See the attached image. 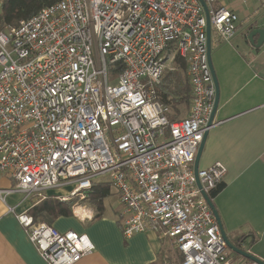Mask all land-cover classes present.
Segmentation results:
<instances>
[{
  "label": "built area",
  "instance_id": "2783aa9c",
  "mask_svg": "<svg viewBox=\"0 0 264 264\" xmlns=\"http://www.w3.org/2000/svg\"><path fill=\"white\" fill-rule=\"evenodd\" d=\"M203 1L212 31L230 41L237 13ZM206 17L201 0H59L3 25L0 173L16 185L0 188L1 199L71 186L69 196L84 200L107 178L119 194L123 236L151 230L170 240L182 259L168 264H259L229 257L203 194L227 167L199 169L201 188L194 172L217 92ZM177 56L192 102L186 117L172 120L157 87ZM17 218L48 264H77L95 250L86 234L37 223L28 211Z\"/></svg>",
  "mask_w": 264,
  "mask_h": 264
},
{
  "label": "crops",
  "instance_id": "0c3cea01",
  "mask_svg": "<svg viewBox=\"0 0 264 264\" xmlns=\"http://www.w3.org/2000/svg\"><path fill=\"white\" fill-rule=\"evenodd\" d=\"M220 1L237 13V30L230 41L211 32L210 56L218 81L219 104L199 168L217 161L227 167L223 187L212 200L230 240L236 241L241 234L250 233L251 239L255 236L249 252L264 261V44L256 47L249 39L252 28L264 26V8L261 0ZM191 102L170 104V115L186 117ZM15 185L13 179L0 173V188ZM63 187L66 186L46 190L42 196L14 191L6 195L5 201L0 197V264H48L30 242L17 215L29 212L47 196L70 199V190L64 191ZM112 192L115 200L109 201L111 196L104 200L103 216L96 218L94 212L93 217L84 218L75 210L52 223L61 231L72 229L86 234L93 242L95 250L77 264L172 262L174 246L158 233L149 230L123 236L119 213L122 205L118 192L113 188ZM87 211L88 208L83 212Z\"/></svg>",
  "mask_w": 264,
  "mask_h": 264
},
{
  "label": "trees",
  "instance_id": "16d2710c",
  "mask_svg": "<svg viewBox=\"0 0 264 264\" xmlns=\"http://www.w3.org/2000/svg\"><path fill=\"white\" fill-rule=\"evenodd\" d=\"M59 0H4L2 12L0 14V28L3 25H18L20 21L29 19L42 8L55 3ZM177 68L168 70L164 73L161 82L158 85V91L161 95L160 100L166 105L174 102L188 103L192 100V89L188 78L186 77V61L181 57H176ZM172 120L178 118L170 115ZM221 182L210 193L211 199L222 189ZM112 195V184L108 180H95L92 188L88 191L86 200L95 206V217H101L104 214V200ZM72 201L63 202L57 196H47L39 203H36L29 213L34 217L37 223L47 222L52 224L55 219L61 216H70L73 214ZM248 237V238H247ZM251 234H241L236 241H232L237 247L249 251L250 245L256 241V237L250 238ZM229 257L233 259H246L233 250H228ZM182 255L178 253V257L174 260H181Z\"/></svg>",
  "mask_w": 264,
  "mask_h": 264
},
{
  "label": "water",
  "instance_id": "95a60500",
  "mask_svg": "<svg viewBox=\"0 0 264 264\" xmlns=\"http://www.w3.org/2000/svg\"><path fill=\"white\" fill-rule=\"evenodd\" d=\"M202 1V5H204L205 7V10H206V14H207V35H208V46H209V61H210V66L212 69V72H213V76H214V80H215V84H216V89H217V92H216V101H215V107H214V111H213V114H212V117H211V121H210V125H213V119H214V116H215V112H216V109H217V106L219 104V88H218V81L217 80V77H216V74H215V71L213 69V63H212V58H211V32H212V29H211V22H210V16H209V12H208V9H207V6L205 5V2L203 0ZM258 36V38L256 39L255 37ZM249 39L251 41V43L256 46V47H260L264 44V26H257V27H254L252 28V30L250 31L249 33ZM208 132V131H207ZM207 132H205V135H204V139L202 141V143L199 145V149L197 151V154H196V158H195V164H194V172L196 174V177H197V184L198 186L201 188V183H200V180H199V177H198V172L199 171V162H200V159L201 158V155H202V151H203V145L205 143V140H206V137H207ZM205 198L207 199L209 205H210V209L213 210L214 212V215L217 219L216 222H218L219 226H220V229H221V232L224 237V239L226 240L227 242V247H229V249L233 250L234 252L240 254L241 256L249 259V260H253V261H256L258 262L259 264H264V261L259 259L257 256H255L254 254H252L251 252L249 251H246V250H243L239 247H237L235 244H233V242L230 240L229 236L227 235L224 227H223V223L221 221V217L219 215V212L213 202V200L211 199V197H209V195H207L206 193H203Z\"/></svg>",
  "mask_w": 264,
  "mask_h": 264
},
{
  "label": "rangeland",
  "instance_id": "374dc122",
  "mask_svg": "<svg viewBox=\"0 0 264 264\" xmlns=\"http://www.w3.org/2000/svg\"><path fill=\"white\" fill-rule=\"evenodd\" d=\"M99 179H101V180H107V178H99ZM57 189H59V188H57ZM62 189L64 191H69V189H71V186L63 187ZM31 195H34V194H31ZM68 197H71V198L70 199H67L65 201L63 200V201L64 202L72 201L73 202V204H72L73 211L79 210L80 213L77 211L78 214H80V215L85 214V212H83V211L86 208L94 209V212L96 213L95 206L93 204H91V202H89V200H86V199L80 200L78 197H72V196H68ZM110 198L111 199L109 201H111V202L114 201L115 200V194H112ZM83 207H86V208H83ZM175 251H177V250L175 249ZM175 251L172 250V256H173V259L174 260L178 257V253L175 252ZM174 260H172V262H170V263H175Z\"/></svg>",
  "mask_w": 264,
  "mask_h": 264
},
{
  "label": "flooded vegetation",
  "instance_id": "af4514ba",
  "mask_svg": "<svg viewBox=\"0 0 264 264\" xmlns=\"http://www.w3.org/2000/svg\"><path fill=\"white\" fill-rule=\"evenodd\" d=\"M231 250V249H230Z\"/></svg>",
  "mask_w": 264,
  "mask_h": 264
}]
</instances>
